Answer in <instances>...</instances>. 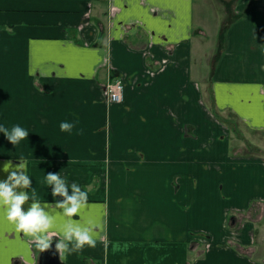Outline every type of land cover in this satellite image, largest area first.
<instances>
[{
    "label": "crops",
    "instance_id": "1",
    "mask_svg": "<svg viewBox=\"0 0 264 264\" xmlns=\"http://www.w3.org/2000/svg\"><path fill=\"white\" fill-rule=\"evenodd\" d=\"M200 3L214 44L196 0H0V126L29 133H0V182L27 162L44 206L62 200L48 173L76 182L87 207L45 209L50 231L97 234L60 264H264V0ZM5 208L0 264H38Z\"/></svg>",
    "mask_w": 264,
    "mask_h": 264
},
{
    "label": "clouds",
    "instance_id": "2",
    "mask_svg": "<svg viewBox=\"0 0 264 264\" xmlns=\"http://www.w3.org/2000/svg\"><path fill=\"white\" fill-rule=\"evenodd\" d=\"M74 124L64 121L60 124L62 132H71ZM0 133L12 145L27 139L29 133L25 128L14 125L9 131L0 126ZM24 165L13 166L11 161L4 165V171L8 172L7 180L0 182V207L5 208L6 218L15 224L16 228L31 237L35 247L42 253L50 249L52 238L60 234L55 250L60 254V258L66 259L73 252L81 251L84 246L95 247L97 234L91 223L82 224L75 220H66L57 231H50L56 228L57 214L51 210L59 209L58 215L72 217L81 214V210L87 207V192L83 191L79 184L73 182L71 185L60 176L59 173H48L45 177L48 186L52 188L53 197H61V202L44 206L36 197L35 189L29 196L27 191L31 188V178L26 172ZM21 189V191H17ZM69 189L71 195H69ZM32 201L28 211L22 210V205Z\"/></svg>",
    "mask_w": 264,
    "mask_h": 264
},
{
    "label": "rangeland",
    "instance_id": "3",
    "mask_svg": "<svg viewBox=\"0 0 264 264\" xmlns=\"http://www.w3.org/2000/svg\"><path fill=\"white\" fill-rule=\"evenodd\" d=\"M214 8L216 10H219V8H217L214 5ZM203 13L204 16L206 17V23L209 24L208 26V31H209V37H208V44H214L216 42V36L214 34V29H215V20L217 17H221V12L219 14H213V13H209V12H205L204 9L201 7V3L200 0H196V17L197 18H201L199 15L200 13ZM242 132L240 131L238 136H241ZM246 135V134H244ZM253 137V135L251 134L250 138ZM242 136L240 138V140H242Z\"/></svg>",
    "mask_w": 264,
    "mask_h": 264
},
{
    "label": "built area",
    "instance_id": "4",
    "mask_svg": "<svg viewBox=\"0 0 264 264\" xmlns=\"http://www.w3.org/2000/svg\"><path fill=\"white\" fill-rule=\"evenodd\" d=\"M105 95L111 103H120L123 99L124 86L119 79H112L104 86Z\"/></svg>",
    "mask_w": 264,
    "mask_h": 264
},
{
    "label": "water",
    "instance_id": "5",
    "mask_svg": "<svg viewBox=\"0 0 264 264\" xmlns=\"http://www.w3.org/2000/svg\"><path fill=\"white\" fill-rule=\"evenodd\" d=\"M55 245L56 242L53 240L49 250L42 253L40 252V255L38 256V264H60Z\"/></svg>",
    "mask_w": 264,
    "mask_h": 264
},
{
    "label": "trees",
    "instance_id": "6",
    "mask_svg": "<svg viewBox=\"0 0 264 264\" xmlns=\"http://www.w3.org/2000/svg\"><path fill=\"white\" fill-rule=\"evenodd\" d=\"M223 35H224V30H222L221 33H220V41H221V42H223ZM220 48H221V47H220ZM220 48H219V49H220Z\"/></svg>",
    "mask_w": 264,
    "mask_h": 264
}]
</instances>
